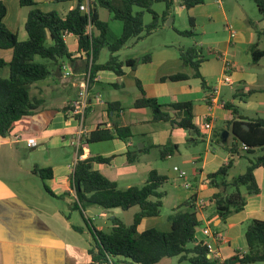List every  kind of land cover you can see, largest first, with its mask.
I'll use <instances>...</instances> for the list:
<instances>
[{"label":"crops","instance_id":"obj_1","mask_svg":"<svg viewBox=\"0 0 264 264\" xmlns=\"http://www.w3.org/2000/svg\"><path fill=\"white\" fill-rule=\"evenodd\" d=\"M215 1L220 6L219 12L198 11L205 0L203 4L190 9L183 6L182 0H174L173 12H170L166 19L172 20L169 25H174L171 31L174 36L168 33L160 42L147 46L140 52L130 51L124 58L119 54L123 49L118 52L120 60L133 59L138 63L135 69L124 66L122 77L113 71H100L95 75L90 84L91 106L86 114L85 125L89 133L107 130L112 132L114 137L93 143L82 140L79 151L71 143L78 123L70 118L69 110L66 112L65 109L76 99L79 84L87 73L86 56L79 51L77 36L65 35L68 51L76 60L75 66L69 65L73 75L65 78L63 71L49 63L51 76L35 83L30 89L31 97L42 100L43 105L35 114L16 122L9 135H0V264L92 262V234L85 224V217L74 209L78 198L71 178L80 153V159H109V163H95L94 169L115 182L121 190L142 186L152 171L165 176L166 184L169 177L166 176L162 163L177 161L179 165L174 168L185 171L187 177L181 179L174 170L175 174L172 175L177 184L175 190L165 192L163 207L164 202H170L172 213L192 197L196 200L203 199L206 208L199 215L201 226L210 227L213 234L223 235L221 240L215 237L207 239L218 256L212 259L222 263L247 252V224L252 220L264 221V168H257L254 172L260 194L249 197L245 208L241 212L231 214L225 222L217 214L212 202L216 190L210 186L208 175L217 172L230 159H233L230 179L244 174L247 169L248 164L242 165L240 159L248 157L249 146L234 140L228 124L243 119H264V72H258L251 65L253 61L259 67L264 66V57L257 63L253 57L257 50L264 51V36L260 38L258 35V31L264 33V27H257L255 17L258 11H253L247 3H235L230 17V12L228 13L223 5L224 1ZM0 2L6 7L3 19L6 27L16 34L20 41L28 40L25 26L32 8L22 7L20 0ZM35 2L36 7L42 11L55 10L63 16L78 6L77 1L63 2L66 5L55 3L53 0ZM54 5L56 9L45 8ZM81 5H86L91 11L95 7V0H83ZM98 15L100 18V10ZM219 16L224 25L219 22ZM191 19L195 23L196 35H201L203 41L190 45L184 43L176 30H188ZM111 22L110 14V21L107 22L109 26ZM200 30L202 32L198 33ZM233 32L236 34L234 38L231 37ZM146 40H132L128 44H145ZM192 46L200 49L204 57L200 72L207 87L203 86L200 79L193 77L195 71L189 66H184L180 58V49ZM125 47L130 48L129 45ZM206 54L209 56L206 57ZM147 55L151 56V61L141 62V58ZM109 57L110 52L104 53L103 50L98 62L105 63ZM12 58L13 50L0 49V59L9 63ZM227 63L232 64L230 85L222 84ZM2 70L0 77L7 78L9 68ZM182 73L190 78L182 81L170 80V77ZM138 82L145 96L156 99L162 105V111L178 122L182 117L188 116L189 112L186 109L175 110L173 105L191 104L193 122L199 132H189L174 126L171 120L155 121L149 108H135V101L142 97ZM216 88L218 92L212 93ZM99 95L102 96L104 104L98 102L96 97ZM227 104L233 108H227ZM177 112L187 114L178 116ZM206 124L211 127L206 128ZM121 128L129 130L130 136L126 139L115 135V131ZM224 131L229 133L226 143L222 141ZM217 132L221 133L222 144H228V147L214 142ZM17 135L21 136V141L15 140ZM29 139H34L38 143L37 147L28 148L26 140ZM233 144H238L241 157L230 154L228 149ZM167 145L177 148L172 155L164 158L161 148ZM244 145L248 150H243ZM255 152L258 153L255 157L264 153L261 149H256ZM130 158H135L136 161L132 163ZM46 169L51 170L52 176L42 180L36 172ZM183 182L184 186L189 183L190 188L184 191ZM47 188L53 194H50ZM118 210L120 209L106 211L91 207L85 215L91 213L95 218L98 211V217L108 220L106 223L109 222V227L112 228L110 219L118 217ZM79 215L82 222L74 217ZM160 218H163L162 213L158 217L144 218L138 226V231L156 229L169 232L171 226L167 217L165 222ZM74 226L83 228V233L74 230ZM96 229L104 232L102 226Z\"/></svg>","mask_w":264,"mask_h":264},{"label":"trees","instance_id":"obj_2","mask_svg":"<svg viewBox=\"0 0 264 264\" xmlns=\"http://www.w3.org/2000/svg\"><path fill=\"white\" fill-rule=\"evenodd\" d=\"M53 1L55 3L77 1L78 6L63 16L55 10L42 11L36 7L35 0H20L22 7L32 8L25 26L28 33L26 41H20L18 36L6 27L3 22L6 7L0 2V49L13 50V58L9 63L0 59V70L9 68V76L0 77V135L4 137L12 132L16 122L35 114L43 105L42 100L31 97L30 89L35 83L51 76L49 63L61 71L64 61L75 66L76 60L72 58L64 40L66 34L77 36L79 51L86 56V68L87 72H90L91 81L100 71H113L122 77L124 66L135 69L138 63L133 59L122 61L117 53L130 41H138L151 35L159 27L160 18L162 17L163 21L166 20L174 5V0H95V7L89 13H84L80 10L83 0ZM252 1L264 20V0ZM203 2L204 0H182L183 6L188 9L203 4ZM157 3H164L166 6L162 16L153 10V6ZM98 8L108 10L111 20L120 21L123 25L121 35L114 41L108 38L109 23L100 20ZM136 8L139 10L136 11ZM145 12L153 15V21L148 26H145L143 22ZM176 31L185 38L196 37L193 19L190 21L189 30ZM258 35L261 38L264 33L258 31ZM104 49L109 50L110 57L107 62L99 63V56ZM253 57L254 62L257 63L264 57V51L257 50ZM180 58L184 66H189L195 71L193 77L200 79L203 86L207 87L200 72L204 61L200 49L195 46L180 49ZM140 61L150 62L151 56L142 57ZM189 78L187 74L182 73L170 77V80L182 81ZM137 86L142 92V97L135 101V108H149L155 121L171 120L174 126L189 132H199L193 122L191 104L173 105L175 110L186 109L189 112L188 116L182 117L178 122L162 111L163 107L156 99L145 96L139 82ZM225 106L233 108L228 104ZM69 109L70 107L65 111ZM234 112L237 113V110L234 109ZM244 125L248 126V129L244 128ZM228 128L234 140L249 146L247 155L253 154L256 149L264 151V119L233 121L228 124ZM115 135L121 139L130 136L129 130L123 128L117 129ZM113 137L110 131L96 130L91 132L85 140L93 143L110 140ZM214 142L217 145L228 147V144H222L221 133H215ZM176 148L174 145L162 147V157L172 155ZM228 150L232 156L241 157L238 144H233ZM81 155L80 153L71 178L78 198L75 210L80 211L84 216L83 213L91 207H99L106 211L115 209L128 211L139 207L131 225H126L118 217L111 218L110 233L99 231L94 226L92 228L88 226L94 240L93 248L90 250L92 257L90 264H159L165 259L172 258H177L180 264H264V221L252 220L247 224L245 240L248 250L246 253H240L221 263L210 258L207 248L198 243L195 238L197 229L201 226L195 197L167 216V221L171 226L169 232L156 229L139 232L138 226L144 218L161 215L165 197L162 188L167 178L152 171L142 186L121 190L115 182L94 169L95 163H109V159L102 157L80 159ZM135 161V158H130V162ZM232 167L233 159H230L217 172L208 175L210 186L216 190L212 202L223 222L231 214L241 212L249 197L260 194L254 172L257 168H264V153L254 159L248 158L245 173L230 179ZM36 173L42 180L52 176L50 169L39 170ZM47 191L53 194L49 188ZM74 230L83 233V228L74 226Z\"/></svg>","mask_w":264,"mask_h":264},{"label":"rangeland","instance_id":"obj_3","mask_svg":"<svg viewBox=\"0 0 264 264\" xmlns=\"http://www.w3.org/2000/svg\"><path fill=\"white\" fill-rule=\"evenodd\" d=\"M175 1H180V0H175ZM224 1V6L225 8H227V12L229 14V16L231 17L232 14L231 12L233 11L234 9V4L237 3V2H243V3H247V5H249L251 7V9H255V11H258V8L256 7V4L252 1V0H223ZM215 2V3H214ZM63 5H66L65 3H62ZM174 6V5H173ZM46 9H56V6L54 5L53 7H45ZM63 8H65V6H63ZM61 9V8H59ZM57 9V10H59ZM166 9V6L164 3H157L153 6V10L159 14V16H162L164 11ZM219 9H220V6L216 3L215 0H205V3L200 6L199 10L198 11H212V12H219ZM98 10H100V18L102 21H105V22H109L110 21V13L108 10L104 9V8H98ZM139 9L136 8V11H138ZM170 12H173V8ZM169 17V16H168ZM167 17V18H168ZM219 19V22L224 25L225 23H223V20L221 18V16L218 17ZM153 21V15L148 13V12H145V15H144V18H143V22H144V25L145 26H148L149 24H151ZM172 20L171 19H168V20H164L162 19V17L160 18V22H159V27L154 30L152 32L151 35H149L148 37H145L144 39H147L146 40V43L143 44V43H137V44H127L129 45L130 48H123V50L119 53L121 54L122 58H124V56H128L130 51H133L135 50V52H140L142 49L146 48L147 46H151V45H154L156 44V42H160L163 37H166V35L169 33L171 35H173V33L171 31H173L174 29V25H169V23L171 22ZM255 21H256V25L258 28H262L264 27V21L262 20V17L258 11L256 17H255ZM177 25V23L175 24V26ZM110 31H109V40L110 41H114L115 39H117L121 32H122V28H123V25L120 21H112L111 24H110ZM190 29V28H189ZM188 29V30H189ZM237 29V27H236ZM197 32V31H195ZM202 32L201 30L198 31V33ZM153 35V36H152ZM174 36V35H173ZM152 37V38H151ZM182 37V36H181ZM143 39V40H144ZM181 39V38H180ZM182 40H184L185 42L184 43H188V44H194L195 42H202V38H201V35H196L195 38H185V37H182ZM132 42V41H131ZM129 42V43H131ZM135 47V48H134ZM108 49H104V53H108ZM206 57L209 56L208 54L205 55ZM251 65L253 66V68L255 70H257L258 72H264V66L261 65V67H259L257 64H254L253 61H251ZM3 70H0V75H1V72ZM258 153H254L252 155H248V157H244V158H241L240 161H241V164L242 165H247L248 164V158H251V159H254V157L257 155ZM167 163H162V165L165 166V172H166V176L169 177L168 178V182L163 186L162 190L164 192H171L173 190H175V184H177V182L175 181L174 182V176L172 175L173 173L175 174L174 172V166L175 165H179V163L177 161H166ZM182 189H187L185 186H184V182L182 183ZM170 208H171V204L170 202H164V207L162 209V216L163 218H160L161 221L165 222L166 221V217L168 215L171 214V211H170ZM118 217L126 224V225H131L134 221V215L136 212L139 211V207H134V208H131L130 210L128 211H122V210H118ZM100 212V210H99ZM84 214V217H85V224L87 226H89L90 228H92V226H95L96 228H100L101 226L104 227L103 231L105 233H110L111 232V227H109L111 224L109 222L106 223V221L108 220H104L102 218H99L98 217V211H97V217L94 218V216L91 215V213H89L90 215H85V212L83 213ZM76 220H78L79 222L81 220L80 218V215L79 216H74ZM88 218H90V220H88ZM158 219V218H157ZM159 264H180L178 263L177 261V258H172V259H165L163 260L162 262H160ZM182 264H186V263H182Z\"/></svg>","mask_w":264,"mask_h":264},{"label":"built area","instance_id":"obj_4","mask_svg":"<svg viewBox=\"0 0 264 264\" xmlns=\"http://www.w3.org/2000/svg\"><path fill=\"white\" fill-rule=\"evenodd\" d=\"M80 10L84 13H89V10L87 9L86 5H81ZM67 35V34H66ZM236 34L233 32L231 33V37L234 38ZM70 64L64 63L62 65V71L64 72L63 76L65 78H69L73 75L70 69ZM231 73H232V64L227 63L225 68V75L222 79V84L230 85L232 83L231 79ZM90 84H91V77L90 72L85 73L83 80L79 84V91L76 99L71 103L70 109H69V116L71 119H74L78 123V129L75 135L72 137L71 143L76 147V150L79 151L81 147L82 140H85L89 137L90 133L88 131V128L85 125L86 120V114L91 106V95H90ZM218 92V88H216L212 93L216 94ZM99 103L104 104L102 96L99 95L96 97ZM213 99L211 98V102ZM210 124H206V128H210ZM21 136L17 135L15 136V140L21 141ZM26 145L28 148H34L37 147L38 143L34 139L26 140ZM243 150H248L247 146H243ZM175 172L178 173L179 177L181 179H185L187 177V173L185 171H181L178 167L174 168ZM185 187L188 189L190 188L189 183H185ZM206 208V202L203 199L196 200V209L198 212V215L202 214L204 209ZM209 237H215L216 239H222L223 235L221 233H212V230L210 227L203 228L200 226L197 229V232L195 234V238L198 243L205 246L209 252V257H218L216 254V251L214 250L213 245L207 240Z\"/></svg>","mask_w":264,"mask_h":264},{"label":"water","instance_id":"obj_5","mask_svg":"<svg viewBox=\"0 0 264 264\" xmlns=\"http://www.w3.org/2000/svg\"><path fill=\"white\" fill-rule=\"evenodd\" d=\"M183 114L186 115L187 113L186 112H177L178 116H182ZM172 116H174V114ZM244 128L248 129V126L244 125ZM228 136H229V133L227 131H224L222 133V141H223V143L227 142Z\"/></svg>","mask_w":264,"mask_h":264}]
</instances>
